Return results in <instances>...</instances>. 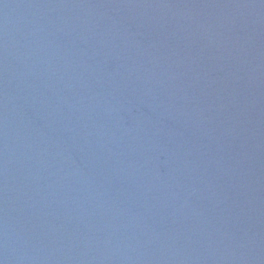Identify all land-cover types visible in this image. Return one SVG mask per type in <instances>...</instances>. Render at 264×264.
<instances>
[{
	"label": "water",
	"instance_id": "95a60500",
	"mask_svg": "<svg viewBox=\"0 0 264 264\" xmlns=\"http://www.w3.org/2000/svg\"><path fill=\"white\" fill-rule=\"evenodd\" d=\"M0 264H264V0H0Z\"/></svg>",
	"mask_w": 264,
	"mask_h": 264
}]
</instances>
